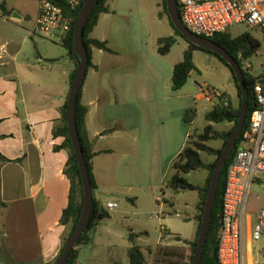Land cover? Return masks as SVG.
<instances>
[{
    "label": "rangeland",
    "instance_id": "374dc122",
    "mask_svg": "<svg viewBox=\"0 0 264 264\" xmlns=\"http://www.w3.org/2000/svg\"><path fill=\"white\" fill-rule=\"evenodd\" d=\"M15 10H20V3L6 1ZM110 14L100 18L90 37L105 38L110 49L119 55L116 62L121 75H125L128 83L125 89L133 92L140 128L154 130L158 138L153 142L143 137L144 142L138 145L140 154L135 159L134 153L115 150L111 163L116 169V185L119 191L111 200L116 208L105 210L109 218L104 219L97 229L95 241L87 246L82 254L85 264H129L127 249L129 233L138 237V245L147 264H155L154 251L157 246L179 248L183 252L180 264H189L190 247L184 241H192L196 235L195 217L199 214L197 204L198 191L183 190L174 192L167 185L174 174V162L189 141H195L203 129L211 125L220 133L228 132L231 123H209L204 114L218 104V100L207 102L200 88L215 93H225L238 106L237 89L234 86L230 71L212 54L194 49L190 43L180 36H175L164 13L162 0H108ZM29 6L32 4L29 2ZM161 16V18L158 17ZM34 18L26 23L27 29L33 25ZM243 33L259 42V49L248 59L242 60L243 70L248 68L255 76L264 69V33L249 29L243 25L232 27L228 35L235 39ZM175 42L166 55L157 51V39L169 36ZM43 39V38H40ZM100 40V39H98ZM46 49L59 52V45L44 39ZM185 51L191 52L195 71L191 72L186 84L177 91L171 89V76L175 64L181 61ZM242 52L238 53V58ZM134 106L129 104L124 113H118L128 122L134 114H130ZM194 110L191 122H184V113ZM142 139V136L140 135ZM140 139V140H141ZM218 150L222 141L214 140L206 143ZM123 147V142L120 143ZM204 163L214 162L215 156L201 153ZM207 171L199 170L182 176L191 184L201 189L204 187ZM264 193L252 189L247 210H254L262 201ZM132 200V201H131ZM248 222H244L243 241L246 256L251 255L252 264H264V237L259 243L252 244L251 254L248 252ZM80 263L84 264L81 262ZM167 259V258H166ZM174 258L163 264H171ZM248 263V260H247Z\"/></svg>",
    "mask_w": 264,
    "mask_h": 264
},
{
    "label": "crops",
    "instance_id": "0c3cea01",
    "mask_svg": "<svg viewBox=\"0 0 264 264\" xmlns=\"http://www.w3.org/2000/svg\"><path fill=\"white\" fill-rule=\"evenodd\" d=\"M6 1L12 0H0L8 13L3 16L0 10V264H53L71 225L59 222L70 188L63 173L68 152L54 150L63 138L53 137L52 131L61 124L75 65L63 47L59 45L60 51L54 53L43 46L44 39L30 35L32 26L27 29L26 23L37 15L36 0H14L20 10ZM110 12L101 14L98 22ZM110 50L91 48L94 67L87 71L80 98L87 109L84 138L95 153L93 197L104 209L107 203H115L111 200L114 189L115 194L119 192L111 163L114 151L134 153L138 159L137 146L143 144L145 132L151 142L158 138L153 129L142 130L138 125L134 100L127 101L134 98L133 92L125 89L127 77L116 64L119 55ZM129 104L134 106L130 122L118 116ZM94 241L95 236L78 247V264ZM87 261L81 259L84 264Z\"/></svg>",
    "mask_w": 264,
    "mask_h": 264
},
{
    "label": "trees",
    "instance_id": "16d2710c",
    "mask_svg": "<svg viewBox=\"0 0 264 264\" xmlns=\"http://www.w3.org/2000/svg\"><path fill=\"white\" fill-rule=\"evenodd\" d=\"M107 1L108 0H97L84 24L83 43L86 48L87 58H88L87 69L85 72L84 79L86 77L88 69L91 67H94L91 62V48H95L98 50H102L104 52L111 53V50L107 47V43L105 41H99L97 39H91L89 37L90 33L94 30V28L97 25L99 16L101 14H107L110 12L109 6L107 5ZM162 4H163L164 13L167 16L168 23L170 27H172L175 33V36H180L179 32L174 28V26L172 25L171 21L168 18V15L166 12L165 0H162ZM81 8L82 7L71 12V15H72L71 28L68 34L66 35V37L64 38V40L59 43L60 46L63 47L67 51V55L72 61H73V58H72V50H73L72 30H73V25L76 21V18L78 17V14ZM0 10L3 16H8V13L5 11L2 5H0ZM178 13H179V10H178ZM158 17L161 18L160 15H158ZM209 40L221 46L223 49H225V51L230 56H232L236 60L237 64L239 65V67L241 68L243 72L244 82H245V85L247 87L248 94H249L246 120H245L243 129L234 146V149H236L238 144L241 141L243 132L248 126L250 115L255 108V104H254L253 96H252L253 87L259 82H261L260 80L261 76H255L243 70L242 60H246L249 57H251L259 49L260 44L258 41L253 39L249 35V33H243L240 36L236 37L235 39H231L227 32L224 34L215 35L209 38ZM174 42H175L174 36L157 39L158 53L160 55H166L171 49V47L173 46ZM192 47L194 49H200V50H203V51H206L212 54L219 60V62H221L226 68H228V70L230 71L234 86L237 89L238 106L235 107L234 104L231 102L230 98L225 93H220L218 95V98H217L218 104L215 105L212 109H210L204 114V120L209 123H215V124H219L223 122L231 123L232 124L231 129L228 132L220 133V132L215 131L211 125H208L203 129V131L200 134L197 135L195 141H189L190 136H191L189 135L186 141V145L184 146L182 151L179 153L177 160L173 164L174 169H175L174 174L171 176V178L169 179L167 183L168 187L172 189L174 192L183 191V190L198 191L199 201L197 204V209L199 211V214L195 217V221L197 223L196 235H195L194 240L184 241L185 244L190 247V251H191L190 256H189V264H192L194 247H195L197 234H198V230L200 226L204 202H205L207 190L209 187L210 177H211L213 168L220 154L222 153L230 135L235 129V126L238 122L239 110L241 106V93L238 87V83L231 69L227 65V63L214 53L201 49L200 47H197V46H192ZM239 52H242L243 54L241 55L240 58L237 57ZM73 63L75 65V70L73 71V74L70 78V84L77 70L76 63L74 61ZM193 71H195V67L192 62V54L191 52L185 51L183 53V57L181 61L175 64L173 67L172 76H171V89L173 91L180 90L186 84L191 72ZM82 85H83V82L81 83V86L78 92V98H77V103H76V108H75V123H76L77 132H78L80 142L82 145V149H83V157L85 159V163L87 166L91 189L94 192V190L96 189V183H95V179L92 173L91 159L93 158L95 153H93L92 151L91 144L84 138V135H85L84 122H85V115H86L87 109L80 102ZM65 109H66V103L62 107V110H61V115H62L61 124L55 127L52 131L53 137L63 138L62 144L59 146H55L54 150L59 151V150L65 149L68 152V158H67L63 173L67 177L70 183L68 203H67L66 208L63 210L61 214L59 222L61 225L70 224L71 230H70L69 235L64 239L58 256L60 255L66 243L67 238L70 236V234L72 233V231L74 230L76 226V223L80 216V212L82 208V199H83L78 166H77L75 154L72 149V144H71L70 137L68 134L67 126H66ZM194 115H195L194 110L186 111L183 117L184 122H191ZM214 140L222 141V146L220 149L215 150L206 144L207 142L214 141ZM201 153H204L210 156H215L216 158L214 162L210 164H206L203 162L201 158ZM3 160L5 162H8V160L6 159H3ZM231 161H232V158H228L226 160L223 166L221 176H220L219 186L217 189V193H216V197H215V201H214V205L212 209V214L210 218V223H209V227H208V231L206 235V240H205L204 247H203L201 264H217L216 263V245H217V235H218V228H219L221 200H222V194H223V189H224V184H225L226 171ZM199 170H204V171H207L208 173L205 185L201 189L189 183L182 176V174H188V173L196 172ZM107 218H109L108 212L93 197V205H92V209H91V213H90L87 225L85 229L83 230L75 247L71 250L66 264H78L77 263L78 255H79L78 247L91 243L93 230H95V228L97 227V224L101 220H104ZM137 237L138 236L133 233H129L128 235V241L130 243V246L127 249L128 263L129 264H147L141 248L135 244V239ZM154 255H155V260H154L155 264H163L167 262L166 261L167 259L168 261H170L171 258L175 259L174 261H171V264H180L179 262L183 258V252L181 251V249L170 248V247L166 248L162 246L156 247L154 251ZM55 262L53 264H55Z\"/></svg>",
    "mask_w": 264,
    "mask_h": 264
},
{
    "label": "built area",
    "instance_id": "2783aa9c",
    "mask_svg": "<svg viewBox=\"0 0 264 264\" xmlns=\"http://www.w3.org/2000/svg\"><path fill=\"white\" fill-rule=\"evenodd\" d=\"M36 1L38 11L30 35L60 43L71 28V12L82 7L86 0ZM175 1L182 24L196 36L209 39L237 25L264 33V0ZM248 68L250 66L244 70L253 74ZM258 76L261 82L252 90L255 108L226 171L216 245L217 264H252L243 241L245 221L248 222L250 254L252 244L264 237V197L254 210H247L252 189L264 193V69ZM200 90L207 102L218 98L219 94L213 90ZM116 207V203L105 205L106 209Z\"/></svg>",
    "mask_w": 264,
    "mask_h": 264
},
{
    "label": "water",
    "instance_id": "95a60500",
    "mask_svg": "<svg viewBox=\"0 0 264 264\" xmlns=\"http://www.w3.org/2000/svg\"><path fill=\"white\" fill-rule=\"evenodd\" d=\"M97 0H86L76 18V21L73 25V50L72 58L76 63L77 70L75 72L74 78L70 84L67 100H66V126L70 141L72 144V149L75 154L81 187H82V208L80 216L76 223V226L70 236L67 238L66 243L58 256L55 264H66L71 250L75 247L77 241L79 240L83 230L85 229L92 205H93V191L90 185L89 174L85 159L83 157V149L80 142V138L77 132L76 123H75V108L78 98V92L83 82L85 72L87 69V52L83 43V34H84V24L88 18L93 6ZM166 12L169 20L171 21L174 28L179 32L180 36L183 37L188 43L192 46L200 47L201 49L207 50L211 53L218 55L223 59L229 68L231 69L241 93V106L239 110L238 122L235 126L234 131L230 135L222 153L220 154L210 177L209 187L207 190L202 217L200 221V226L197 234V239L194 247V253L192 258V264H201L203 247L206 240V235L210 223V218L212 214V209L219 186L220 176L223 170V166L228 158H232L234 152V146L236 141L243 129L248 106V90L244 82L243 72L236 60L230 56L225 49H223L218 44L214 43L209 39H205L199 36L192 34L187 28L182 24L178 9L176 6L175 0H165ZM95 230H93L94 232Z\"/></svg>",
    "mask_w": 264,
    "mask_h": 264
},
{
    "label": "bare ground",
    "instance_id": "6f19581e",
    "mask_svg": "<svg viewBox=\"0 0 264 264\" xmlns=\"http://www.w3.org/2000/svg\"><path fill=\"white\" fill-rule=\"evenodd\" d=\"M251 264V263H250Z\"/></svg>",
    "mask_w": 264,
    "mask_h": 264
}]
</instances>
